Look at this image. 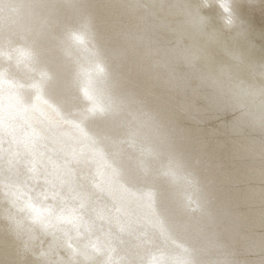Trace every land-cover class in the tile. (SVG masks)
<instances>
[{"label": "clouds", "instance_id": "1", "mask_svg": "<svg viewBox=\"0 0 264 264\" xmlns=\"http://www.w3.org/2000/svg\"><path fill=\"white\" fill-rule=\"evenodd\" d=\"M168 9L161 28L152 4L141 0H0V35L40 16L65 29L77 58L104 68L99 77L85 73L83 87L115 82L135 97L181 178L177 185L165 173L170 191L196 199L200 222L183 246L128 249L121 264H264V0H169ZM29 87L0 92V113L22 114L59 158L92 152L95 171L53 183L50 199L23 176H4L0 264H71L62 253L72 211L97 241L91 249L83 244L78 264H111L105 237L122 238L126 225L156 209L119 194L126 177L84 139L53 97L55 81Z\"/></svg>", "mask_w": 264, "mask_h": 264}, {"label": "bare ground", "instance_id": "2", "mask_svg": "<svg viewBox=\"0 0 264 264\" xmlns=\"http://www.w3.org/2000/svg\"><path fill=\"white\" fill-rule=\"evenodd\" d=\"M25 2L52 5L57 0H13L14 4ZM72 2L63 0L66 5ZM141 2H150L158 14V25L167 26L169 0ZM13 13L19 15V8H13ZM87 72H95L99 77L104 68L97 65L90 69L78 59L66 30L54 26L48 16L23 21L12 36L0 35V92L26 85L35 92L55 81L58 88L52 95L69 108L84 139L126 177L119 185V194L156 209L155 213L140 217L138 224L126 225L122 238L111 234L105 237L111 264H121L128 249L144 254L157 248L183 246L200 222L198 204L194 197L183 195L179 189L170 191L165 173L177 185L181 178L168 167L147 110L115 82L83 87ZM42 98L57 106L47 97ZM89 170L95 171L92 152L59 158L51 146H44L38 132L25 122L22 114L16 111L6 117L0 113V180L6 175L23 176L32 185L43 186L50 199L53 183L73 176L82 180ZM78 198L85 199L82 193ZM65 219L71 231L64 237L67 252L62 254L71 264H78L84 259L83 244L87 243L91 249L97 241L78 212H70Z\"/></svg>", "mask_w": 264, "mask_h": 264}]
</instances>
